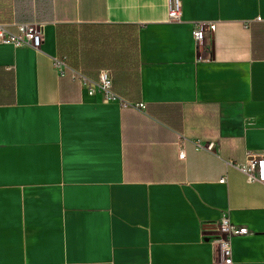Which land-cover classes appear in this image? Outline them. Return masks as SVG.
I'll return each instance as SVG.
<instances>
[{"label": "crops", "instance_id": "crops-1", "mask_svg": "<svg viewBox=\"0 0 264 264\" xmlns=\"http://www.w3.org/2000/svg\"><path fill=\"white\" fill-rule=\"evenodd\" d=\"M0 23L43 35L0 44V264H215L223 216L232 264H264V185L235 168L264 156V0H0Z\"/></svg>", "mask_w": 264, "mask_h": 264}, {"label": "built area", "instance_id": "built-area-1", "mask_svg": "<svg viewBox=\"0 0 264 264\" xmlns=\"http://www.w3.org/2000/svg\"><path fill=\"white\" fill-rule=\"evenodd\" d=\"M180 19L179 8H173L169 4L168 20L178 22ZM192 37L197 43L204 40L205 32L201 25L196 26L192 31ZM43 35L40 28L35 24H16L13 27L0 23V44L10 45L14 48L27 47L39 51L42 45ZM53 66L60 77L69 75L73 82H76L88 96L99 95L105 103L119 104L122 108H133L143 110L142 105H132L125 102L114 91L111 75L107 71L100 72L96 80L89 78L82 72L70 68L65 61L59 58L53 60ZM197 150L211 152L213 144L201 146L196 144ZM183 151L179 158H183ZM235 168L245 177L247 184L264 185V156H249L244 163L235 165ZM220 184L226 183V178L219 180ZM204 238L213 248L218 250L220 261L215 264H232V240L236 237L245 236L248 230L244 227L233 225L226 216L212 224L203 227Z\"/></svg>", "mask_w": 264, "mask_h": 264}, {"label": "rangeland", "instance_id": "rangeland-1", "mask_svg": "<svg viewBox=\"0 0 264 264\" xmlns=\"http://www.w3.org/2000/svg\"><path fill=\"white\" fill-rule=\"evenodd\" d=\"M67 40H70L71 42L67 41L66 45L68 46V49H70L71 52H74L75 48V33H72L70 38L68 37ZM62 61L68 62V58H61Z\"/></svg>", "mask_w": 264, "mask_h": 264}]
</instances>
